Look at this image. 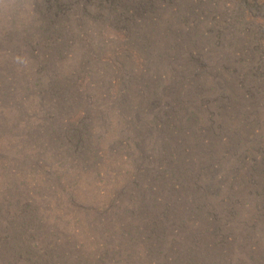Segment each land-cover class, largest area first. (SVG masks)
I'll return each mask as SVG.
<instances>
[{"label": "rangeland", "instance_id": "rangeland-1", "mask_svg": "<svg viewBox=\"0 0 264 264\" xmlns=\"http://www.w3.org/2000/svg\"><path fill=\"white\" fill-rule=\"evenodd\" d=\"M0 264H264V0H0Z\"/></svg>", "mask_w": 264, "mask_h": 264}]
</instances>
